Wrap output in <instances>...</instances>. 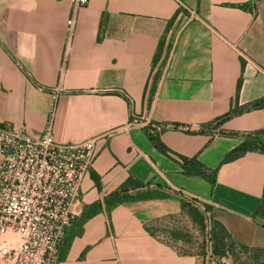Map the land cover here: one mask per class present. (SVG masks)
Instances as JSON below:
<instances>
[{
  "label": "crops",
  "instance_id": "1",
  "mask_svg": "<svg viewBox=\"0 0 264 264\" xmlns=\"http://www.w3.org/2000/svg\"><path fill=\"white\" fill-rule=\"evenodd\" d=\"M71 11L0 0V127L39 138L53 110L56 142L99 138L59 264H204L173 189L264 250V154L225 161L264 132V0H88L68 34Z\"/></svg>",
  "mask_w": 264,
  "mask_h": 264
},
{
  "label": "built area",
  "instance_id": "2",
  "mask_svg": "<svg viewBox=\"0 0 264 264\" xmlns=\"http://www.w3.org/2000/svg\"><path fill=\"white\" fill-rule=\"evenodd\" d=\"M70 3L68 34L74 26L75 12L88 0ZM189 17L197 16L191 13ZM52 123L53 110L39 138L22 129L0 127V264L17 250L25 253V260L15 264H29L31 237L36 252L31 264H59L61 250L76 220L73 206L80 197L84 177L93 168L99 138L60 144L54 139ZM133 123L139 124L137 120ZM155 129L161 131L163 126ZM171 194L208 211L205 204L179 189H173Z\"/></svg>",
  "mask_w": 264,
  "mask_h": 264
},
{
  "label": "rangeland",
  "instance_id": "3",
  "mask_svg": "<svg viewBox=\"0 0 264 264\" xmlns=\"http://www.w3.org/2000/svg\"><path fill=\"white\" fill-rule=\"evenodd\" d=\"M186 208L191 213V216H186L179 221L174 222V226L179 228V231L185 237L187 243V253H197L201 256L204 264H258L264 262V254H262L259 259L254 258V254L241 253V251H236V253H231L226 250L227 255L224 258H218L213 255V244L210 240V228L212 226V214L205 210L201 205H189L185 203ZM191 217V218H190ZM31 250L29 252V264H31L36 252L33 249L34 240L31 237L30 240ZM6 260V258H3ZM25 260V253L22 250H17L13 255H9L4 264H15Z\"/></svg>",
  "mask_w": 264,
  "mask_h": 264
},
{
  "label": "trees",
  "instance_id": "4",
  "mask_svg": "<svg viewBox=\"0 0 264 264\" xmlns=\"http://www.w3.org/2000/svg\"><path fill=\"white\" fill-rule=\"evenodd\" d=\"M252 106L258 108L264 106V103L263 101H261L258 103H254V105ZM228 117L229 115L224 117L222 120H225ZM248 151H253V152L257 151L264 154V132H259L247 136L245 140L241 143V145L226 157L225 161L232 160L237 156ZM126 199H127L126 197H119L116 195H112L110 198L105 200V205L107 207H114L117 204L122 203ZM206 209L210 211L207 206ZM253 216L259 217L264 221V186H263L261 203L258 206V208L254 211ZM219 228L220 226L213 221L209 238L213 244V255H215L216 257L220 259L224 258L227 255L226 250H229L231 253H236V251H241V253H247V254L253 253L254 258L256 259H259V257L262 254H264V250L262 249L261 250L255 249L253 251H249V249L246 248L245 246L230 241L229 235L226 233H222V230ZM258 264H264V262Z\"/></svg>",
  "mask_w": 264,
  "mask_h": 264
}]
</instances>
